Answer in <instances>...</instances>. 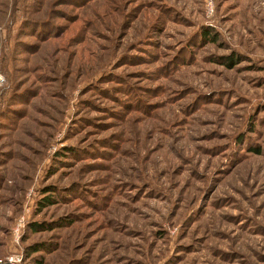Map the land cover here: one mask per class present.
<instances>
[{
    "label": "rangeland",
    "instance_id": "1",
    "mask_svg": "<svg viewBox=\"0 0 264 264\" xmlns=\"http://www.w3.org/2000/svg\"><path fill=\"white\" fill-rule=\"evenodd\" d=\"M0 75V260L264 264V0H0Z\"/></svg>",
    "mask_w": 264,
    "mask_h": 264
},
{
    "label": "trees",
    "instance_id": "2",
    "mask_svg": "<svg viewBox=\"0 0 264 264\" xmlns=\"http://www.w3.org/2000/svg\"><path fill=\"white\" fill-rule=\"evenodd\" d=\"M207 35V34H206ZM223 58V57H222ZM223 62L227 65L231 64L233 62V56H226L223 60ZM235 63V62H233ZM8 75V83H9V74ZM256 150V149H254ZM257 151V150H256ZM258 152V151H257ZM40 205L43 207V206H46L48 204H51L53 203L52 201V196H44L43 198H41V200L39 201ZM50 225H48V223H43V222H35V221H32L30 223L27 224L28 228H32V229H50ZM36 246L32 249V250H40V249H43L45 248L44 247V244L43 243H39V244H35ZM32 247V246H31Z\"/></svg>",
    "mask_w": 264,
    "mask_h": 264
},
{
    "label": "built area",
    "instance_id": "3",
    "mask_svg": "<svg viewBox=\"0 0 264 264\" xmlns=\"http://www.w3.org/2000/svg\"><path fill=\"white\" fill-rule=\"evenodd\" d=\"M4 83H5V78L2 75H0V85ZM24 223H25V218L20 217L15 227L13 228V236H14L15 241H18V239L20 238V230H21V227L24 225ZM0 262H6L9 264H21L22 255L20 253L14 252L6 256L4 259H1Z\"/></svg>",
    "mask_w": 264,
    "mask_h": 264
}]
</instances>
